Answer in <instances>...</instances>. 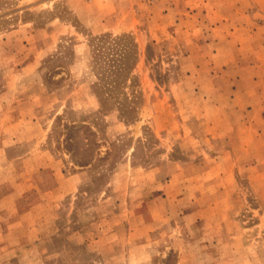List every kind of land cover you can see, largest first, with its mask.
Masks as SVG:
<instances>
[{
	"label": "rangeland",
	"instance_id": "rangeland-1",
	"mask_svg": "<svg viewBox=\"0 0 264 264\" xmlns=\"http://www.w3.org/2000/svg\"><path fill=\"white\" fill-rule=\"evenodd\" d=\"M0 264H264V0H0Z\"/></svg>",
	"mask_w": 264,
	"mask_h": 264
},
{
	"label": "trees",
	"instance_id": "trees-1",
	"mask_svg": "<svg viewBox=\"0 0 264 264\" xmlns=\"http://www.w3.org/2000/svg\"><path fill=\"white\" fill-rule=\"evenodd\" d=\"M127 34L112 35L104 33L93 36L90 39L92 53L98 66V77L103 81L106 94H103L99 101L103 108L111 104L109 108L115 107L124 117H135L137 106L124 87L132 78V71L137 62L136 42L128 39ZM88 130V126H82ZM88 161H81L80 165H87Z\"/></svg>",
	"mask_w": 264,
	"mask_h": 264
}]
</instances>
